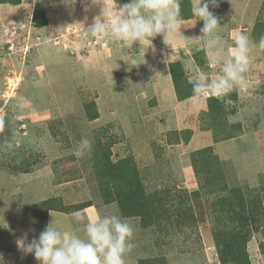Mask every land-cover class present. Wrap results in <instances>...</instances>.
<instances>
[{"label":"rangeland","instance_id":"1","mask_svg":"<svg viewBox=\"0 0 264 264\" xmlns=\"http://www.w3.org/2000/svg\"><path fill=\"white\" fill-rule=\"evenodd\" d=\"M97 2L0 4L4 264H38L18 250L17 240L25 233L28 241L38 238L53 219L61 230L83 237V222L70 215L75 211L87 221L115 214L132 225L135 247L126 264H220L213 235L223 227L218 220H227L226 206L220 210L227 202L217 200L229 192L259 199L264 220V49L258 47L264 0H217L209 9L219 18L226 52L236 34L249 36V87L197 98L191 86L182 89L190 96L183 100L176 96L170 63H181L188 85L222 74L221 62L203 46V21L192 14L196 0L187 1L190 18L181 20L185 39L177 33L169 45L162 36L141 45L86 37L84 28L102 10L128 0ZM37 7L48 20L43 28L32 21ZM82 137L93 142L92 150L78 158L74 148ZM106 155L112 165L131 167L157 218L132 216L112 200L113 190L105 188L114 184L100 167ZM246 253L251 264H264L262 229L252 232Z\"/></svg>","mask_w":264,"mask_h":264},{"label":"clouds","instance_id":"2","mask_svg":"<svg viewBox=\"0 0 264 264\" xmlns=\"http://www.w3.org/2000/svg\"><path fill=\"white\" fill-rule=\"evenodd\" d=\"M92 3L98 4L97 0H92ZM115 6L110 12L102 10L101 15L84 28V35L139 45L146 41L152 44L157 36H162L163 42L169 45L177 33L181 36L180 0H128L120 7ZM217 6V0H196L192 8L193 16L203 21V46L221 62L222 73L216 79L204 76L196 79L192 83V92L197 98H221L235 89L249 87L247 73L251 64L252 42L246 33L240 32L226 52L218 35L221 28L219 18L209 10ZM258 47L264 49V35L260 37ZM92 144L89 138L82 137L74 148V155L84 157L92 150ZM70 215L77 222H83V237L61 230L53 219L38 238L28 241L25 233L18 239V250L25 255H33L38 264H126L127 255L135 247L134 229L126 219L115 214H98L95 219L87 221L80 211ZM0 264H4L2 254Z\"/></svg>","mask_w":264,"mask_h":264},{"label":"trees","instance_id":"3","mask_svg":"<svg viewBox=\"0 0 264 264\" xmlns=\"http://www.w3.org/2000/svg\"><path fill=\"white\" fill-rule=\"evenodd\" d=\"M187 1L188 0H180V15L182 20L190 18V15L186 12L189 10ZM20 3L21 0H0V4L16 6ZM184 8L186 13L183 11ZM32 21L37 28H43L48 25L43 7L34 9ZM169 73L177 98L183 100L190 97L182 93V89L188 90L192 85H188L187 80H185V72L179 61L169 64ZM209 107L212 108L210 104ZM94 118L96 117L91 119ZM193 163H195V161H193ZM101 166L109 174V182L114 184L112 187L108 185L105 188L110 192L113 190L114 194H112V200L117 201L121 208L127 209L132 216H140L141 219L150 221L151 219L157 218L151 215V211H154V209L150 211V208H148L143 189L140 184L134 180L135 175L133 176L131 167L127 166L126 168L123 164H110L109 155L104 156L102 162H100V167ZM232 193L233 192H229L228 195H224L217 200L219 203L227 202L220 208V210H222L226 206L227 214H224V217L227 218V220H218V223L222 224L223 227L214 230L213 235L218 259L220 264H251L247 257L246 245L253 231L257 232L260 229L264 231V220L262 221L259 215L261 212L257 210L262 204L259 203L261 202L259 199L255 200L251 196H243L244 194L240 195L238 198H232L230 196ZM243 221H250L252 227L254 226L253 229L247 231V229L244 230L246 227L244 228V226L237 224V222L242 223Z\"/></svg>","mask_w":264,"mask_h":264},{"label":"crops","instance_id":"4","mask_svg":"<svg viewBox=\"0 0 264 264\" xmlns=\"http://www.w3.org/2000/svg\"><path fill=\"white\" fill-rule=\"evenodd\" d=\"M261 257H263V255L259 254Z\"/></svg>","mask_w":264,"mask_h":264}]
</instances>
